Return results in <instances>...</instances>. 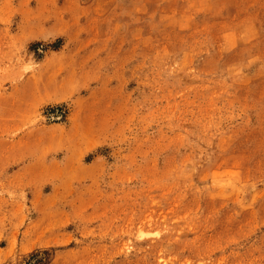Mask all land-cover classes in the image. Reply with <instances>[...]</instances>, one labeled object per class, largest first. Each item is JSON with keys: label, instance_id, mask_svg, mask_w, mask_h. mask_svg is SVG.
Here are the masks:
<instances>
[{"label": "rangeland", "instance_id": "rangeland-1", "mask_svg": "<svg viewBox=\"0 0 264 264\" xmlns=\"http://www.w3.org/2000/svg\"><path fill=\"white\" fill-rule=\"evenodd\" d=\"M0 264H264V0H0Z\"/></svg>", "mask_w": 264, "mask_h": 264}]
</instances>
